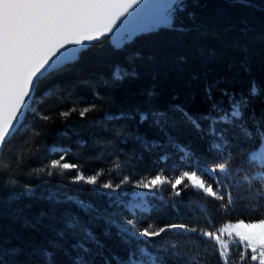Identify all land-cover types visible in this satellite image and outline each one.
I'll use <instances>...</instances> for the list:
<instances>
[{
    "label": "trees",
    "instance_id": "trees-1",
    "mask_svg": "<svg viewBox=\"0 0 264 264\" xmlns=\"http://www.w3.org/2000/svg\"><path fill=\"white\" fill-rule=\"evenodd\" d=\"M244 1L177 0L170 13L176 30L165 25L153 30L156 24L121 48L110 40L96 43L41 82L25 132L0 157V261L46 264L47 250L55 253L54 264H74L80 258L91 264H126L131 252L147 260L138 251L146 247L166 264H222L212 242L196 240L194 248L184 235L169 232L138 243L144 238L126 226L133 216L141 226L183 223L197 229L210 227L209 221L219 226L264 218L260 185H250L246 177L251 170L240 167L256 141L240 139L233 130L218 151L201 119L213 103L227 108L231 99L243 97L242 120L249 130L264 121V0ZM253 88L257 94L250 95ZM140 113L148 120L140 122ZM193 119L203 132L193 127ZM62 155L78 168H51ZM224 162L230 171L207 179L222 181L219 190L231 194L226 212L221 201L190 186H181L176 196L165 185L147 195L146 206H128L131 194L140 189L135 185L146 177H174ZM77 174H99L98 182L75 183ZM104 183L119 187L104 189ZM72 217L100 246L82 233L56 237L55 230ZM38 220V228L30 226ZM78 240L90 251L73 250ZM221 240L232 246L229 264H239L235 239L224 235Z\"/></svg>",
    "mask_w": 264,
    "mask_h": 264
},
{
    "label": "snow or ice",
    "instance_id": "snow-or-ice-1",
    "mask_svg": "<svg viewBox=\"0 0 264 264\" xmlns=\"http://www.w3.org/2000/svg\"><path fill=\"white\" fill-rule=\"evenodd\" d=\"M142 3L143 0H0V154L25 132L26 114L33 111L34 94L41 82L62 71L61 66L72 60L65 61L63 57L69 55L76 57L78 51L86 46L117 38L122 23ZM177 11H183V8ZM161 25L176 30V18L168 16L166 22L157 25L153 30ZM255 94L256 89L253 88L250 95ZM246 105L247 101L243 97L239 100L231 99L227 108L213 103L209 112L202 114L201 119L207 121L206 134L214 138L213 149L223 151L224 144L228 142L226 136L233 130L240 139L247 142L256 141L255 144H250L240 167L251 170L246 179L250 185L258 183L260 185L258 192L264 197V121L255 124L254 130H249L242 120V109ZM138 116L140 122L149 118L143 113ZM153 119H156L155 114ZM191 122L194 128L204 131L199 120L193 119ZM51 168L74 171L78 165L67 162L62 155L51 164ZM229 171L227 162L218 163L211 168L198 166L183 170L174 177L163 173L146 177L135 186L151 193L169 185L176 196L181 194V186H190L206 196L221 201L220 209L226 212L233 203L231 194L219 190L222 181L213 184L208 182L207 178L213 177L216 173ZM98 178L99 174L89 177L77 174L73 182H85L95 186ZM102 187L117 190L119 186L104 183ZM40 223L38 220L30 226L38 228ZM209 224L210 227L205 229H197L183 223L159 227L149 223L141 226L140 220L133 216L127 220L126 227L134 231L135 237L144 238L137 239L138 243L152 241L169 232L184 235L186 242L191 241L194 248L196 240L212 242L222 264H229L225 253L230 252L232 247L226 240H221L222 236L227 235L228 238H235L240 252L239 264H244L245 261H249V264H264V218L225 221L219 226H211L210 221ZM79 233L83 234L84 239L100 246V240L83 228L78 218H66L64 228L55 230L58 239H64L66 234L75 236ZM135 237L133 239H136ZM121 239L122 242H126L122 235ZM71 247L84 253L90 251L84 247L82 240H78ZM138 251L148 259L140 260L135 252H131L126 264H166L162 258L147 252L146 247L139 248ZM43 254L46 257V264H54L55 253L44 250ZM65 254H69L67 250ZM0 264L4 262L0 261ZM74 264L91 262L80 258L76 259ZM117 264L125 262L118 260ZM189 264L199 262L190 260Z\"/></svg>",
    "mask_w": 264,
    "mask_h": 264
},
{
    "label": "water",
    "instance_id": "water-1",
    "mask_svg": "<svg viewBox=\"0 0 264 264\" xmlns=\"http://www.w3.org/2000/svg\"><path fill=\"white\" fill-rule=\"evenodd\" d=\"M176 1L177 0H169L165 6L160 7V0H143V3L131 13L126 21L122 23L121 28L118 30L117 38L110 41L115 47L121 48L124 46L126 41H131L135 37L149 32L156 23L166 22L167 16L172 12ZM237 1L245 2L244 0ZM134 34L136 35L131 37ZM91 46L92 45H89L80 49L76 57H74V55L63 57L65 61L72 60L70 62H66L61 67L76 62L79 59L80 53ZM1 155L2 154H0V157Z\"/></svg>",
    "mask_w": 264,
    "mask_h": 264
},
{
    "label": "rangeland",
    "instance_id": "rangeland-1",
    "mask_svg": "<svg viewBox=\"0 0 264 264\" xmlns=\"http://www.w3.org/2000/svg\"><path fill=\"white\" fill-rule=\"evenodd\" d=\"M168 2H169V0H160V7L165 6ZM168 16H170V14ZM168 16H167V18H168ZM156 24H161V22H158ZM219 174L226 175L227 172L226 173H219ZM213 177L217 178V173L213 174ZM148 194H150V192H146L143 189H137L136 191H134L131 194V198H130V201H129V204H128L129 208L132 209V210H135L137 208H142L143 206H146L147 205L146 201H147V195ZM228 253H229L228 251H226V253H225V255L227 257H228Z\"/></svg>",
    "mask_w": 264,
    "mask_h": 264
}]
</instances>
